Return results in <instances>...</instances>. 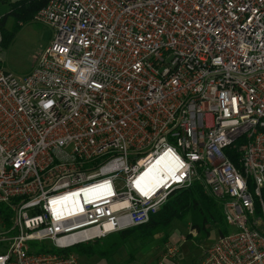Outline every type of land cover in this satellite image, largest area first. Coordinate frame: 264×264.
<instances>
[{
  "label": "built area",
  "instance_id": "built-area-1",
  "mask_svg": "<svg viewBox=\"0 0 264 264\" xmlns=\"http://www.w3.org/2000/svg\"><path fill=\"white\" fill-rule=\"evenodd\" d=\"M32 18L53 30L34 67L0 66V264H83L64 251L194 183L232 230L199 264H264V0H47Z\"/></svg>",
  "mask_w": 264,
  "mask_h": 264
},
{
  "label": "rangeland",
  "instance_id": "rangeland-1",
  "mask_svg": "<svg viewBox=\"0 0 264 264\" xmlns=\"http://www.w3.org/2000/svg\"><path fill=\"white\" fill-rule=\"evenodd\" d=\"M9 1L11 0H0L1 15L8 11ZM12 24L13 19L9 16L5 22V30H10ZM52 33L53 30L49 25L36 22L33 18L23 23L7 46H2L0 40V66L19 78L23 77L34 67L36 58L49 44ZM257 210H260V207ZM187 224L190 225L189 219H175L166 233H160L146 241L129 238L125 244L118 245L113 255L107 257H78L83 264H153L151 258H154V254H157L163 245L169 242L179 251L178 256L169 264H199L205 251L219 235L214 229L208 236L203 231L190 232ZM228 229L229 234L232 230L230 227ZM165 234L168 237L162 242ZM188 234L189 238H187ZM182 236L186 237L185 241L181 240ZM45 244L46 242H35L31 243V246L44 247Z\"/></svg>",
  "mask_w": 264,
  "mask_h": 264
},
{
  "label": "trees",
  "instance_id": "trees-1",
  "mask_svg": "<svg viewBox=\"0 0 264 264\" xmlns=\"http://www.w3.org/2000/svg\"><path fill=\"white\" fill-rule=\"evenodd\" d=\"M46 2L47 0L9 1L8 11L3 15L0 14L1 45L7 46L20 26L31 20L34 13ZM9 16L12 17L13 24L12 28L6 31L5 22ZM261 199L264 203V185L261 189ZM175 219H189L191 230H196V232L203 231L206 236L213 229L217 231L219 236H224L229 232L221 206L212 196L204 193L203 187L199 183H194L188 189L172 192L160 210L150 216L148 223L110 234L106 238L93 243L77 245L64 251V253L72 252L77 256L86 258L92 256L107 257L113 255L115 250L118 249V245L125 244L129 238L146 241L160 233H166ZM167 237L165 234L162 242L166 241ZM189 237L190 235L188 234L187 238Z\"/></svg>",
  "mask_w": 264,
  "mask_h": 264
},
{
  "label": "crops",
  "instance_id": "crops-1",
  "mask_svg": "<svg viewBox=\"0 0 264 264\" xmlns=\"http://www.w3.org/2000/svg\"><path fill=\"white\" fill-rule=\"evenodd\" d=\"M156 255V256H155ZM157 258H158V253L156 254H154V258H151V262L153 263V264H156V261H157Z\"/></svg>",
  "mask_w": 264,
  "mask_h": 264
}]
</instances>
